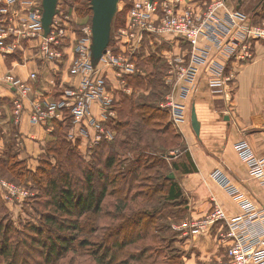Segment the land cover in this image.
<instances>
[{
    "label": "built area",
    "instance_id": "obj_1",
    "mask_svg": "<svg viewBox=\"0 0 264 264\" xmlns=\"http://www.w3.org/2000/svg\"><path fill=\"white\" fill-rule=\"evenodd\" d=\"M57 9L46 35L43 0H0V54L6 58L11 52L19 51L26 62L51 64L50 83L63 89L60 95L56 98L52 91L36 86L39 77L36 71L30 72L27 79L34 85L12 74L0 76V82L13 92L10 101L15 108L16 123L26 111L33 124L48 126L50 120L64 123L68 126V139L80 150L84 145L85 149L92 148L100 140L112 137V131L104 126L109 116H113L110 109L116 97L111 74L124 83L122 76L132 69L126 63L125 53L145 47L148 42L153 45L166 42L181 48L182 56L171 61L173 67L167 80L172 94L161 102L173 124L178 126L184 119V107L176 101L175 93L186 97L193 85L192 92L197 90L203 78L215 93L231 100V85L239 68L255 58V45L264 48V22L256 25L231 0H135L125 25L115 37L116 47L121 50L118 52L109 45L95 63L92 25L84 28L87 34L83 38L76 29L68 35L65 31L71 19L60 16L63 12L59 5ZM63 41L68 42L65 48L71 51L66 53H71L68 70L75 77L72 84L58 78L60 66L65 63ZM185 61L188 62L183 64ZM94 106L99 115L94 112ZM235 148L250 174L264 186V157H258L244 140L238 141ZM211 176L239 203L242 213L227 218L220 207L216 208L211 219L226 220L227 236L233 237L234 244L217 262L205 264H264V207H258L223 170L215 169ZM6 195L4 198H9L10 191ZM191 226L198 233L211 227L206 224L203 228L198 223Z\"/></svg>",
    "mask_w": 264,
    "mask_h": 264
},
{
    "label": "rangeland",
    "instance_id": "obj_2",
    "mask_svg": "<svg viewBox=\"0 0 264 264\" xmlns=\"http://www.w3.org/2000/svg\"><path fill=\"white\" fill-rule=\"evenodd\" d=\"M67 2L71 5V0H68ZM134 2L135 0H124V1L120 0L119 8H118V12H119L118 16L120 17L119 18L120 20L123 18L125 19L126 22L129 11ZM231 3L237 6L238 8H240V11L242 13L252 18L253 22L256 25L263 24L264 10L262 9V6L264 8V0H231ZM254 10L257 11L258 13L255 14ZM62 12L63 15H61L60 13V16H63L64 19L67 18L71 19L70 25L69 27H67L68 30L65 31V33H68V35H70L72 29H76V32L80 33L79 37L83 38L84 35L87 34V31L84 30V28L86 26H89L90 24L92 25V20H90L91 23H89L88 21L89 17H85L86 19L80 20L75 6H71L68 9L63 8ZM61 22L63 24L64 21ZM79 22H81V26H79ZM117 31L113 32L114 44L112 45L113 47L111 48L119 52L121 48L116 47L117 42L115 38L117 35ZM63 44H64V48L62 49V51L64 52L65 55V59H64L65 63L61 64L60 66V75L58 76V78L60 79L62 78V81L64 80V82H67L68 84H72L75 80V77H72L68 70L69 61H71V53L70 54L66 53L71 51L68 48L67 49L65 48V46L68 44L67 41H63ZM259 47L263 48V46L261 45H255L253 48L254 52L256 49L255 58L259 50ZM180 51L181 48H175L166 42H162V43L159 42V43H155L154 45L148 42L147 46L145 47L138 48L133 52L125 53L124 56L126 58V63H130L132 65V69L128 73L124 74V76H122L124 83L122 84L120 78H117L113 76V74H111V79L113 82L112 86L114 87V93L116 97L110 109V111L113 112V116L112 115L109 116V118L104 122V126L107 130L112 131V137L115 136L114 124L116 120L119 119L117 104H119V101L121 100L123 95H128L134 98V100H136L137 102L140 101L142 97L143 100L146 101L159 102L161 100L165 101L166 98L172 94V88L168 84L167 80L173 67L171 61L175 60L177 56H182L180 54ZM152 52L155 53L157 52L156 55L160 57V61L158 62L159 67L157 68L154 67V64L151 61L143 62L149 60L150 58L149 56ZM4 59H6V64L8 66V72L5 75H11L12 69L15 66H20V65L27 66L29 64V62H26V58L25 56H23V52L21 53L19 51L11 52ZM187 62L188 61H185L183 62V64ZM156 71L158 72V74L152 76V74ZM151 77L156 78L157 81L161 83L159 88L154 89L152 86L149 85L148 81L151 79ZM16 78L18 77L16 76ZM139 78L140 80H138ZM236 81L237 78L231 85V90H230L231 95L234 94L235 91L234 87L236 86ZM142 82L143 84H140ZM28 83L34 85L32 81H28ZM61 90L63 89L59 85H56L51 89L52 91L51 94L57 98L60 95ZM14 109L15 108L12 109L13 114H14ZM29 116H31L30 113ZM4 118L5 121L2 124V127L6 128L7 131L3 134V136L5 137V141H7L9 137L12 136L10 135L11 126L8 118H6L5 116ZM57 123H61V122L56 120H50L47 123L48 126H44V127L46 129H52L53 132L55 130V127L57 128L56 126ZM154 124H155L154 126L155 128H159L161 124H165V123L158 122ZM135 128H137V124H134L133 122H131L127 127L126 135L130 136L131 139L128 140L126 146L117 143V148H118L117 150L119 151V160L125 167L132 166L134 164L133 162L140 157L142 160V164L143 163L146 164L145 162V160H147L146 156H150L151 158H153L154 155L152 148L144 147V145L147 146V143L154 145L156 142H154L153 137L157 135L147 134L146 138L140 140L137 134L135 133L134 130ZM63 135H65L66 141L72 144V147L75 146L73 142H71V140L68 139V133L67 130L65 129V124H64ZM126 135L123 138H127ZM163 136L170 137L171 135H161L159 137L160 140L164 138ZM111 138H104V140L107 139L110 141ZM169 144L166 147H169ZM77 148L79 150L78 153L80 156V160L77 159V156L75 154L74 156H76L75 159L77 163L75 162V165L78 167V169L75 172H71V173L73 175V182H72L73 185L77 189H80L83 185L80 182L82 179V174L80 173V165L83 164V161L86 163L91 161L90 158L91 148L88 147L86 150H80L79 147ZM144 149L146 152L144 151ZM12 152L15 153L14 150H12ZM169 153H171V155H175L177 152L172 150ZM16 157L17 160H21L24 162V165L18 168V171L20 172V178L22 180L17 179L18 177L14 179L13 176L9 173L5 174L0 164V184H2L3 187H6L8 191H10L9 198L6 199L3 198V199L6 201V203L9 202L7 204V211L11 216V218L13 219V221L15 222L17 228L22 230L21 232L23 234L32 236L34 234L29 232L28 230L29 227L32 225L41 226L40 222L42 221V214L45 212H49V208H47L46 206L47 192L45 189L46 183L49 180V178L47 177V175L43 174L42 171H47L49 173L52 172L54 174L58 172L57 170H60V167L64 166L65 169L69 171L71 167L68 165L67 161L64 160L58 161V159H56L55 157L54 152H51L50 150H48L47 153L39 157L35 169L29 167L27 160H23L22 158H20L19 152L16 155ZM167 166L168 164L163 165V168L160 171L161 174L167 173L168 171ZM40 167H42V169L41 171L40 170L38 171ZM49 173L47 174L49 175ZM157 173L158 170H154V169H150L148 172H146L148 176L150 177L152 176L151 182H153V184L156 182L155 179ZM53 176L55 177L56 175ZM148 185L149 183L147 180L145 179L140 180V178H138L137 181L133 182V188L128 187L129 185L125 183L124 186L126 187V189L124 191V195L125 193H127L126 196L109 194L105 198L103 211L98 218L96 216L91 215L89 217H82L80 219L81 227L79 233L78 234L75 233L78 238L77 240L80 242L81 239L84 240L86 239L88 240V242H90V244L85 248H79L77 245L73 246L74 248L73 250L69 251L61 260H59L54 264H123V263L166 264V258L169 257V255H172L174 252L177 254V251L184 252L186 257L188 258H191L194 255L200 256L201 250L197 244L199 240H195L193 238V235H191V232H193L191 225L193 223H198L202 225L203 228H205L204 226L206 224H208V226L215 228L213 229L212 232V236H211L212 240H208V241L209 242L212 241L218 245V251L216 253L218 254V256L217 257L212 256L211 259L208 261L213 260L214 262H217L220 258L225 256L228 248L234 244L233 243L234 240L231 235L227 236L228 225L226 220L214 221L213 219H211L212 215H214V212L216 211L217 208V206H215L216 204L211 205V207H209L206 213L204 214L198 213V215H196L194 213L196 211V205H194V203H191L192 198L190 196L184 195L185 199L182 200L183 201L182 203H179L178 200L175 201V200H170L167 197H163L160 193L157 194L151 193V195L147 197L146 192L149 191L147 187ZM21 192H26L27 194H23L24 197H22ZM123 197H125L126 199L122 202L121 199ZM120 203L127 204L126 207L130 211L135 209H142L144 211L146 210L147 212H152L154 210L157 211L158 219L152 222L151 225L154 224L158 232L152 231V229H150V232L148 231L150 235V240L146 239L145 241H140L139 244L127 243V242L124 243L125 239L131 238L130 232L133 231L134 228L129 226L123 229L124 222L121 221L120 219L121 217L118 216L119 214L118 206ZM10 204H12L13 206L17 205V207L15 209H11ZM144 220L146 222L148 221L149 223L151 222L150 218L149 219L145 218ZM144 225H145L144 221H142V223L139 225L140 227L134 230L135 231L137 230V232H140V234L142 235L144 234V230H142V226ZM221 225L223 226V229H220L221 230L220 233L217 234L218 228H220ZM198 235L208 236L209 234H207L205 232V229H203L200 233H198ZM215 237L217 238L215 239ZM200 238H202L200 240L203 241L206 237L200 236ZM204 241L206 243L205 246L210 247V249H212L210 243L207 244L208 241L207 240ZM99 248L102 249L99 255L97 256V254L95 253L96 250H99ZM106 248L109 250L108 256L102 260L100 258V255L101 253L102 255L104 254ZM144 248L146 250L145 251L146 253L144 255L143 262L136 263V262H131L130 259H128L130 256H132V254L136 252L141 253V251ZM152 255L154 256L150 257ZM37 262L38 264H46L44 259H36V263Z\"/></svg>",
    "mask_w": 264,
    "mask_h": 264
},
{
    "label": "trees",
    "instance_id": "obj_3",
    "mask_svg": "<svg viewBox=\"0 0 264 264\" xmlns=\"http://www.w3.org/2000/svg\"><path fill=\"white\" fill-rule=\"evenodd\" d=\"M67 1L59 0V8L63 10V8L68 9L71 6H75L79 19L83 20L86 19L85 17H89L88 21L91 23L90 20H92L93 15L91 0H71V5L69 4L70 1L69 3ZM262 9L264 10L263 6ZM254 13L258 12L255 11ZM118 15L119 12H117L112 23L110 47H113L112 45L114 44L113 32L115 29H119L125 25V19L122 18L120 20ZM79 26H81V22H79ZM156 54L157 52H152L149 60L143 62L151 61L155 68L159 67L158 62L160 61V57ZM157 74L158 72L156 71L152 76ZM148 82L154 89L159 88L161 85L156 78L152 77ZM140 84H143V82ZM8 101L10 103V99ZM161 101H146L142 97L137 102L128 95L122 96L119 104H117L119 119L114 124L115 136L110 141L107 139L100 140L90 149L91 161L88 163L83 161V164L80 165V173L82 174L80 182L83 184L80 189H77L73 185V175L71 173L78 169L75 165V157L77 156V159L80 160L79 150L76 146L72 147V144L66 141L65 135H63L64 123H57V128L55 127V130L52 132L53 139L46 145V153L48 150L54 152L56 159L58 161H67L71 169L69 171L63 166L54 174L42 171L49 178L45 188L47 192L46 206L49 208V212L42 214L41 226L32 225L29 227V232L34 234L32 236L23 234L22 230L17 228L7 211V203L3 199L4 197L0 195V264H38V262L36 263V259H44L46 264H54L61 260L69 251L73 250V246L77 245L79 248L87 247L90 242L86 239H81L79 242L75 234L79 233L81 227L80 219L91 215L98 218L103 211L105 198L109 194L126 196L127 193L124 195L126 189L125 183L129 185L128 187L133 188V182L137 181L138 178L140 180L145 179L149 183L147 186L149 191L146 192L147 197L151 193H160L163 197H167L170 200H178L179 203L183 202L182 200L185 199V196L182 190L175 180L168 179L167 176L177 167L174 162L170 163L168 161V157H171V153L169 152L173 150L177 152L175 155H178V152L183 150L185 145L183 144L179 130L170 118L168 109L161 107ZM131 122L137 124V128L134 130L140 140L146 138L147 134H155L157 136H154L153 140L158 145L156 143L154 145L149 143H147V146L144 145V147H151L154 152L153 158L146 156V164L143 163L145 165L142 164L140 157L133 162L132 166L125 167L119 160L117 143L124 146L127 145L128 140L131 139L130 136L126 135L127 127ZM158 122H164L165 124H161L159 128H155L154 123ZM10 126V135L12 136L6 141V148L3 156L0 158V164L5 174L9 173L14 179L17 177V179H21L18 168L23 166L24 162L17 160V133L11 124ZM65 129L68 131L67 125H65ZM125 135L127 138H123ZM161 135L171 136H163L164 138L160 140L159 137ZM168 144L169 147H166ZM166 164H168V171L165 174H161L160 171L163 165ZM41 169L42 167L38 171H41ZM150 169L158 170L154 184L151 182L152 176L150 177L146 174ZM53 175L56 176L54 177ZM125 199L123 197L121 201L123 202ZM126 205L120 203L118 206V216L124 222L123 229L129 226L137 229L140 227L139 225L142 221H144L145 225L142 226L144 234L141 235L140 232L133 229L130 232L131 238L125 239L124 243L139 244L140 241L150 240V229L158 232L156 226L154 224L151 225L152 222L158 219L157 211L147 212L142 209L130 211ZM145 218H150L151 222H146ZM101 249L96 250L95 254L97 256ZM108 251L106 248L104 254L102 255L101 253L100 258L102 260L108 256ZM145 251L144 248L141 253L136 252L128 259L131 262L141 263L143 262ZM185 256L184 252L177 251V254L174 252L166 258V264H184L183 259H185Z\"/></svg>",
    "mask_w": 264,
    "mask_h": 264
},
{
    "label": "crops",
    "instance_id": "obj_4",
    "mask_svg": "<svg viewBox=\"0 0 264 264\" xmlns=\"http://www.w3.org/2000/svg\"><path fill=\"white\" fill-rule=\"evenodd\" d=\"M50 68L51 64L31 61L27 66H15L12 74L24 82L30 72L36 71L39 77L35 85L50 92L53 88L50 83ZM7 72L6 59L0 54V76ZM236 78L231 100L225 98L226 95L215 93L203 78L197 90L192 92L193 85L186 97L175 93L176 101L184 107V119L175 127L182 136L185 148L178 152V155H171L168 161L176 164L177 167L171 172L175 174L172 180L177 182L184 195L192 198L191 203L196 205V215L206 213L214 204L226 213L227 218L242 213L239 203L211 176L215 169L223 170L232 183L258 207H264V186L250 174L235 148L238 141L246 140L259 157H264V48L259 47L256 58L239 68ZM12 96L13 92L0 82V158L6 148L3 134L7 130L2 127L5 116L16 130V146L20 158L27 160L29 167L35 169L39 157L46 153V145L52 139V129L33 124L28 112L16 123L13 106L11 101H8ZM194 105L200 122L199 134L192 126ZM93 110L99 115L97 106H94ZM81 150H86L85 145ZM6 192L8 189L0 184V195L7 196ZM10 205L11 209L17 207ZM213 229L215 228H206L205 232L209 235L200 236L206 237L204 240H212ZM220 229H223L222 225L217 234ZM191 235L195 240H199L197 244L201 255L191 258L185 256L184 264H205L212 256H218L216 243L208 241L207 244L210 243L212 247L210 249L205 246L204 240H200L202 238L198 232H191Z\"/></svg>",
    "mask_w": 264,
    "mask_h": 264
},
{
    "label": "water",
    "instance_id": "obj_5",
    "mask_svg": "<svg viewBox=\"0 0 264 264\" xmlns=\"http://www.w3.org/2000/svg\"><path fill=\"white\" fill-rule=\"evenodd\" d=\"M151 2L153 0H150ZM120 0H91L92 8V54L97 63L106 52L111 42L112 23L118 12ZM59 0H43V25L45 34H49L54 16L58 12ZM192 126L197 134L200 133L196 107H192ZM168 179H174L175 174L170 173Z\"/></svg>",
    "mask_w": 264,
    "mask_h": 264
},
{
    "label": "flooded vegetation",
    "instance_id": "obj_6",
    "mask_svg": "<svg viewBox=\"0 0 264 264\" xmlns=\"http://www.w3.org/2000/svg\"><path fill=\"white\" fill-rule=\"evenodd\" d=\"M131 7H132V6H131ZM115 30H116V29H115ZM117 30H118V29H117ZM117 30H116V31H117ZM116 31H114V32H116Z\"/></svg>",
    "mask_w": 264,
    "mask_h": 264
}]
</instances>
